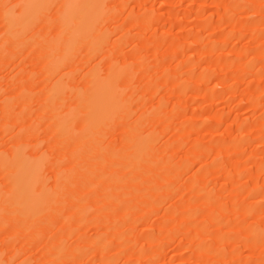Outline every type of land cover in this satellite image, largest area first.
Wrapping results in <instances>:
<instances>
[{"label":"rangeland","instance_id":"obj_1","mask_svg":"<svg viewBox=\"0 0 264 264\" xmlns=\"http://www.w3.org/2000/svg\"><path fill=\"white\" fill-rule=\"evenodd\" d=\"M0 1V154L40 158L44 180L29 174L24 188L32 200L58 195L38 215L16 213L0 164V200L12 204L0 212V264H264V0H104L105 39L74 53L59 17L69 0H53L29 35L7 26L3 3L31 0ZM114 66L130 75L109 93L129 112L91 146L80 139L94 125L77 115L97 70ZM62 78L56 101L50 84ZM57 108L74 117L65 135ZM136 126L157 138L151 162L132 168Z\"/></svg>","mask_w":264,"mask_h":264},{"label":"bare ground","instance_id":"obj_2","mask_svg":"<svg viewBox=\"0 0 264 264\" xmlns=\"http://www.w3.org/2000/svg\"><path fill=\"white\" fill-rule=\"evenodd\" d=\"M4 2H5V0H4ZM52 3H53V0H31L30 2L25 3L22 9H18L16 6H14L16 8V10L13 7V5L12 6H11V4L9 5L8 2L3 3V4H5V6L8 5V7L9 6L10 7H13V9L12 8H8V7H7L8 9L7 8H6V10L4 9V11H5L4 13H5V15H7V18H8V21H7V18H6V21L9 23V24H7V26L9 25L11 29L14 28L16 31H21L22 32V30L23 31L25 30V32H26V29L28 28L29 24H31L32 21H34V22H35V20L37 21L44 14H45L44 17L46 15H48L46 13V11L49 13V11H50L49 10V7L52 5ZM104 6H105L104 0H69V2L67 3V5L63 7V9H62V11L60 13V16H59L60 17V20L63 23L61 24L60 23L61 21L59 19H58V21H60L59 23L62 26L65 24L64 27L68 29V31L66 30L67 31V35H66L65 39H66L67 43L70 44L69 47L73 51V53H74L75 50H73L72 47L77 46L79 44V42H82L84 40H87L88 41L90 39L92 41L91 42L89 40V43H91L90 46L92 47V43L94 42L93 45L95 44V47H96V43H98V40L101 39L100 41L102 42V39H105V38H102L103 36L101 37V32L99 34V31H101L102 29L99 30L100 27L98 28V25H100L101 28L103 27L101 25V21L100 20L102 18V15H103V12H104V9H105ZM46 17L48 18V16H46ZM10 28L7 27L8 30ZM14 29L10 31L11 33H9V34L7 33V35L10 36V38L9 37H7V38L11 39L12 37H15V38H13V40L11 39L13 42H14V39L15 40H16V38L19 39V37L17 36L18 34H19V36H21V34H20L21 32L20 33L19 32H16V31L14 32ZM103 29H104V27H103ZM29 32H31V31L26 32L27 35L30 34ZM35 33L36 32H34L33 35H37L38 34V33H36V34ZM95 33H96V36L97 37H95V35H94ZM10 34L12 35V37H11ZM14 34H16V35H14ZM50 36L51 35H49V38H48V36H46V38H45V36H42V41H44L45 44L48 45V47L50 46L49 47V50L47 49L48 47H46V46H45L46 48L43 47V50L44 49H47V54L48 53L49 54H52L51 53V50H52V47L51 46L55 45L54 44L55 43V38H54L55 36L54 37L53 36L50 37ZM91 36H93V38ZM30 38H31V36H30ZM9 39H8V41H10ZM23 40H21V41H23ZM36 40L38 41V39H36ZM76 43H78V44L76 45ZM45 44H43V46ZM99 44L100 43H98L97 46ZM50 61L51 60H49V62ZM122 68L121 67L120 68H118V67L116 68L115 67V68H113L114 70H111V71L110 70H107L104 75L101 74L102 71L99 72L100 70L99 69L97 70L98 72H96V74L94 76L95 78H94L93 83H92V86H93V89L91 90L92 92L90 91L91 94L86 96V98H88V96H89V98L87 99V101L85 100L87 102L86 105H88V107H87L86 110H84V112L81 111L83 114H81V112H80V114L78 113L79 115H77L79 117L81 115V120H83V119L85 120L84 123H88L89 122V124L91 125V127H93V125H94L93 131H92V128H91V130H90V128H88V130H90V131H88V130L85 131V129H87V127L90 126L89 124H88V126L86 124L85 127L82 128L83 131H85V132H82L81 130H79L80 132L84 133L83 136H82V139L79 138L80 141H82V140L84 141V142L82 141L83 143H87L88 144V142L89 143L91 142L90 139H92V142H94L93 141L94 139L100 138L103 135V134H101L103 132V129L101 128V126L103 127L107 123L106 121H110L111 120L110 118H113L115 115H118L120 113H124L125 114V113L129 112L128 111L129 104L125 100H121V101L120 100H117L116 101V100H114V98L111 97V95L109 93V91H111V87H112L111 85L114 84V82L116 81V79H117L118 76H120L122 74H124V75H126V74L130 75L127 68H123V69ZM108 71H110V72H108ZM65 85L66 84H64L63 78H62V81L60 79V80H56L52 84H50V86L52 88L51 89L52 90L51 91L52 92V96L55 99H56V95H61L63 93L62 91H63V88H64ZM99 86L106 87V90H105L106 93L103 94V95H101V96H99V97H97L95 93L97 91V87H99ZM109 88H110V90H109ZM52 96H50L49 98H53ZM55 99H52L53 102L51 101V103H54L55 102ZM57 99H56V101H57ZM55 103H57V102H55ZM48 104H49V102H48ZM54 107H56V106L54 105ZM54 107H52V108L55 111V108ZM126 107H127V109L125 110ZM58 111L59 110L57 108L56 113ZM53 113H55V112H53ZM67 113L68 112H66V114L65 113H61V115H59L60 113L58 112L56 114L58 116L54 115L57 118V119H55L57 121V123H58V124H56L57 129L60 130L61 127H62V129H63L62 131L63 132H61V134L64 133V135H65V133H69L70 132L69 131L70 126L73 127L72 126V123H73L72 118L74 119L73 114H70V113L67 114ZM74 116H75V114H74ZM104 122H106V123H104ZM136 125H137V123H136ZM58 126L60 128H58ZM95 126H96V128H99V126H100V128L94 131V129H96ZM73 130L74 129H72L71 131H73ZM135 130H134L135 132H132V134L133 133H135V134L132 135V138L129 141V145L127 146V147H129V148H127V150L128 149L129 150L127 152H125L127 154V156H128V157H126L127 158V162H128V164H131V167L133 165H139V163L140 164H144V163L146 164L147 162H151V160L153 159V156H154V155H152V153L154 151L153 150L154 149L153 144H155V140L157 138V135L156 134L151 133V132H154L153 130L150 131V132H145V133L142 132V134H141V131L139 132L140 134L138 133L137 126H136ZM67 131H69V132H67ZM76 131L78 132V130H76ZM98 131L99 132L101 131V133H98ZM80 132H79V134L81 135L82 133H80ZM75 135H78V134H75ZM94 135H96V136H94ZM97 135L98 136L100 135V137H98ZM75 138L78 139L77 137H75ZM77 141H79V140H77ZM98 141H101V140L98 139ZM82 142H81V144H83ZM101 142H103V141H101ZM78 144H80V143H78ZM78 144H77V146H79ZM81 144H80L79 147H77V150L79 148H81V150L84 151L86 149L85 147H88L89 146V148H90V144L91 143L89 145H87V146H84L83 145L84 148L81 146ZM92 144H93V146L97 145L95 143H92ZM92 144H91V146H92ZM98 146H99V142H98ZM102 146L99 147L100 148L99 150L100 151L103 150L102 152H105L104 149H105L106 146H103L104 149L101 150ZM115 147H117V146H115ZM18 148L19 149L15 150V152L12 154L13 155L12 157H9L8 156L9 153H7L6 156H4L3 154H0V164L3 165L4 167L8 168L9 170H12V172H13L12 177H11L12 190L9 193V195L6 196V198L9 199V200L16 201L19 206L23 205V207H20V208H23V209H20L19 206H18V208L11 209L10 208L12 206L11 203H9L7 201L6 203H8V204H6V203H4V200L3 201L0 200V203H1L0 204V207H1L0 208V212H1V209H2V211L5 209V207L3 206V204H5L8 207L10 205L9 209L16 211V213H18L19 210L20 211H23L24 210L26 212V214L29 213V216L31 214H33V216L34 215H38L36 213L43 212L42 210H45V209L48 210L49 207L51 206V204L53 205L54 203H56V200H57L56 198H57L58 195L56 193H55V195H52L54 192L51 191V193H50L49 190H48V193H50L51 197L53 196L52 199H51V197H49L50 195L47 196L48 195V193H46L47 191L45 193H43L44 195L46 194L47 197L44 196V198H42V197L39 198L40 197L39 196L35 200H32L31 199L30 194L24 188V184L26 183L27 177H28L29 174H32L33 176H35L40 181L41 180H44V177H43L44 175H42V176L40 175L41 174V172H40V158H31V155L28 156L26 154L27 152L24 151L23 147H22V149H21V147H18ZM89 148H88V150H89ZM77 150H76V152H80L79 151L80 149L78 151ZM112 150H114V149L111 147V151ZM108 151L110 152V148L108 149ZM114 151H112V152L115 154ZM109 152H107V153L109 154ZM91 153H93V152H91ZM102 155H100V156H102ZM109 156H106V157H109ZM116 158L118 159V157H116ZM78 159L81 160L80 158H78ZM96 159H92V160H96ZM108 159L110 160V158H108ZM108 159L106 158V160H108ZM115 159H112V160H115ZM97 162H99V160ZM99 164H103V163H100L99 162ZM95 166H97V165H95ZM139 166H141V165H139ZM41 177H43V178H41ZM43 194H41V195H43ZM2 199H4V198H2ZM53 200L55 202H53ZM48 202H50L48 204L49 207H44V206H46L45 204H47ZM38 203H40V204H38ZM32 207H34V209L33 210H30ZM51 207H50V209H51ZM30 211H32L33 213L32 212L30 213ZM25 212H24V214H25ZM34 212H35V214H34ZM44 212H46V211H44ZM18 214H21V213H18ZM41 214H44V213H41ZM29 216H27V217H29ZM77 249L79 250V248H77Z\"/></svg>","mask_w":264,"mask_h":264}]
</instances>
